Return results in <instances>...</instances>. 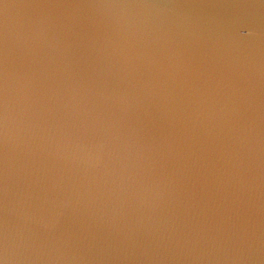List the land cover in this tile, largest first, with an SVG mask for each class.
<instances>
[{
  "label": "water",
  "instance_id": "95a60500",
  "mask_svg": "<svg viewBox=\"0 0 264 264\" xmlns=\"http://www.w3.org/2000/svg\"><path fill=\"white\" fill-rule=\"evenodd\" d=\"M0 264H264V0H0Z\"/></svg>",
  "mask_w": 264,
  "mask_h": 264
}]
</instances>
